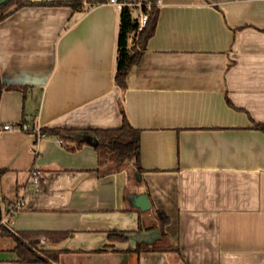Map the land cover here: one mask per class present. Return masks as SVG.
<instances>
[{"label":"crops","instance_id":"0c3cea01","mask_svg":"<svg viewBox=\"0 0 264 264\" xmlns=\"http://www.w3.org/2000/svg\"><path fill=\"white\" fill-rule=\"evenodd\" d=\"M65 1L0 20V125L16 123L0 132L2 189L11 182L16 195L0 221L65 231L39 237L48 264H264V130L253 126L264 123V0H160L124 87L114 80L121 6ZM123 114L139 129L141 169L40 134L117 127ZM138 193L149 208L133 203ZM156 209L177 249L135 251L138 237L158 235ZM115 230L138 232L109 238ZM2 241L0 264H47L19 261Z\"/></svg>","mask_w":264,"mask_h":264},{"label":"trees","instance_id":"16d2710c","mask_svg":"<svg viewBox=\"0 0 264 264\" xmlns=\"http://www.w3.org/2000/svg\"><path fill=\"white\" fill-rule=\"evenodd\" d=\"M102 1V0H98ZM126 2L132 0H124ZM139 8L146 13V19L142 26H138L137 15L133 13V6L128 3L123 4L119 11L118 31L116 38L117 53L114 80L120 87L125 86V77L132 64L136 63L146 48L147 40L154 33L159 6L156 0H139ZM65 0H5L0 4V20L11 13L14 9L25 4H59ZM82 8L80 3L76 4ZM2 84L0 83V89ZM19 124H22L20 121ZM254 127L264 130V123L254 122ZM56 133L61 134L67 140H76V148L82 144H91L97 152L98 160L101 162L108 158L115 166H118L127 159H133L137 169L139 165V129L133 127L124 114L122 122L117 127H40V134ZM3 170V169H0ZM158 235L151 241L137 239L135 251L140 250H176V246L171 241L164 229L168 222L167 215L156 209ZM1 218V213H0ZM0 231L3 235L10 236L13 240L11 249L16 253L17 259L21 262H43L50 263L49 250H44L39 246V237L45 235L52 240H59L66 234L65 231H43V230H12L5 223H0ZM137 231L115 230L108 233L109 238L125 240L135 238Z\"/></svg>","mask_w":264,"mask_h":264},{"label":"built area","instance_id":"2783aa9c","mask_svg":"<svg viewBox=\"0 0 264 264\" xmlns=\"http://www.w3.org/2000/svg\"><path fill=\"white\" fill-rule=\"evenodd\" d=\"M110 2H114V3H117L119 6H122L123 4L125 3H128L130 5H140V1L139 0H132V1H117V0H109ZM156 3L159 4L160 3V0H156ZM145 19H146V13H144L143 11H139V14L137 15V20H138V26H142L145 22ZM16 127V123H3L2 125H0V132L2 130H5V129H11V128H14ZM37 129V132H39V127L36 128ZM59 142H61V140H59ZM37 170L35 168H33L31 171H30V175L28 176V181L30 182H34L37 180ZM21 202V198H19V200L16 201V204H19ZM11 210L12 209H9L7 212H6V217H8L11 213ZM3 222L2 220L0 221V223Z\"/></svg>","mask_w":264,"mask_h":264},{"label":"rangeland","instance_id":"374dc122","mask_svg":"<svg viewBox=\"0 0 264 264\" xmlns=\"http://www.w3.org/2000/svg\"><path fill=\"white\" fill-rule=\"evenodd\" d=\"M133 7L136 11L137 10L140 11L139 5H135ZM137 14H139V12ZM1 178H2V175L0 174V210L2 212H4V211H6V208H8V207L10 208V205L13 203L16 195H15L14 188L12 189V183L11 182L8 183V185H6V186H8V192H7V190L3 191V189H2L3 185L1 184ZM2 239H4L6 242H13V240L10 236L3 235L0 231V245L3 244Z\"/></svg>","mask_w":264,"mask_h":264},{"label":"water","instance_id":"95a60500","mask_svg":"<svg viewBox=\"0 0 264 264\" xmlns=\"http://www.w3.org/2000/svg\"><path fill=\"white\" fill-rule=\"evenodd\" d=\"M4 1L5 0H0V4ZM132 200H133V203L135 205H137L142 210H145V209L149 208V206H150L149 199L145 193H138V194L134 195L132 197ZM144 232H147V231H144ZM144 232H142V233L144 234ZM138 235H139V233H138ZM154 238H152V239H154ZM137 239H141V238L138 237ZM142 239L145 240V237L142 236ZM152 239H149V241H151Z\"/></svg>","mask_w":264,"mask_h":264}]
</instances>
